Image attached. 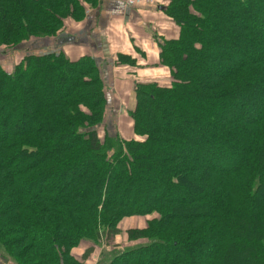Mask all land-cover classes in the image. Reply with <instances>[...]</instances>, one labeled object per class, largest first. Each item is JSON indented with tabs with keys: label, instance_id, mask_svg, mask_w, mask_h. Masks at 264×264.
Returning a JSON list of instances; mask_svg holds the SVG:
<instances>
[{
	"label": "trees",
	"instance_id": "obj_1",
	"mask_svg": "<svg viewBox=\"0 0 264 264\" xmlns=\"http://www.w3.org/2000/svg\"><path fill=\"white\" fill-rule=\"evenodd\" d=\"M166 9L181 28L161 45L172 83L139 86L136 139H102L105 89L90 57L0 65L4 264H85L125 219L154 214L126 233L146 243L98 264H264V0ZM82 12L79 0H0V46L54 36Z\"/></svg>",
	"mask_w": 264,
	"mask_h": 264
},
{
	"label": "crops",
	"instance_id": "obj_2",
	"mask_svg": "<svg viewBox=\"0 0 264 264\" xmlns=\"http://www.w3.org/2000/svg\"><path fill=\"white\" fill-rule=\"evenodd\" d=\"M79 2L83 12L66 20L57 36L35 41L26 49L34 54L64 53L71 60L90 57L105 89L104 131L124 140L136 139L130 114L136 109L138 88L171 85L170 69L160 60L161 45L178 40L181 28L166 12L167 0L130 10L123 7L122 0ZM147 217L125 219L126 229L144 228L147 221L131 220ZM85 250L76 248L73 254L81 257ZM99 260L94 256L85 264H98Z\"/></svg>",
	"mask_w": 264,
	"mask_h": 264
},
{
	"label": "rangeland",
	"instance_id": "obj_3",
	"mask_svg": "<svg viewBox=\"0 0 264 264\" xmlns=\"http://www.w3.org/2000/svg\"><path fill=\"white\" fill-rule=\"evenodd\" d=\"M170 3H171V0H167L166 7H168L170 5ZM64 27H65V24H64ZM56 35H54V36H49V35L46 36L45 35V36H40V37H33V38H30L28 40L21 42L19 45L14 46V47L0 46V65L6 71H8L10 73L13 72L15 67L24 59L25 56H27L29 54H33V55H42L43 54L42 52L41 53L39 52L37 54L29 53V51H27V49H26V46H28L29 44H31L35 41H38V40L54 38ZM105 107H106V105H105ZM104 121H105V118H104ZM103 128H104V122L102 123V125L99 126V129H98L100 135L102 134L101 135L102 139L104 137V129ZM116 136L120 137L118 134L111 136V137H116ZM207 150H208V148H207ZM187 151H189V149H187ZM132 217H145V216H132ZM132 217H130V218H132ZM155 218H158V216L156 214L148 216L147 218H143V219L134 218V220H131V221H136V219H137V221H140L142 223H144V221H147V223H145L146 225L144 226V228H135L134 227L132 230L145 229L148 226V223ZM127 222H128V220H127ZM127 222L123 221L122 223H120L119 233L115 236L114 239L109 240V241H105V239H103L104 241L103 242L101 241L100 244H98L96 246V251H95L96 253L94 252L92 257L96 256L98 259H101L102 257H104L106 255L107 252L111 253L113 251L114 252L120 251V250L125 249V248L137 247V246H139V244L146 243V240H135V241H129L128 240V237L126 234L128 230L126 229V226H125V223H127ZM133 225L134 224H132V226ZM204 249H205L204 252H209V250H210L207 247ZM73 251H74V249L72 250V252ZM81 257H78V258H81ZM92 257H90V258H92ZM99 261H97V262L99 263ZM0 264H4V263L1 262V260H0Z\"/></svg>",
	"mask_w": 264,
	"mask_h": 264
},
{
	"label": "built area",
	"instance_id": "obj_4",
	"mask_svg": "<svg viewBox=\"0 0 264 264\" xmlns=\"http://www.w3.org/2000/svg\"><path fill=\"white\" fill-rule=\"evenodd\" d=\"M157 0H122L123 7L127 10L134 9L140 5H154Z\"/></svg>",
	"mask_w": 264,
	"mask_h": 264
}]
</instances>
